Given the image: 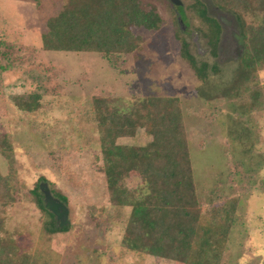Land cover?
Listing matches in <instances>:
<instances>
[{"label":"rangeland","instance_id":"rangeland-1","mask_svg":"<svg viewBox=\"0 0 264 264\" xmlns=\"http://www.w3.org/2000/svg\"><path fill=\"white\" fill-rule=\"evenodd\" d=\"M93 1L0 0V63L8 64L0 70V141L10 142L14 156L10 169L0 151V178H8L12 196L5 202L1 186L0 264H264V35L244 43L236 20L263 31L264 0H250V7L238 0L232 9L180 0L181 10L171 0H137L155 9L159 26L128 29L121 16L117 23L129 34L120 44L108 39L110 53L96 35L81 50L44 45L48 21L59 12L81 22L79 37L82 13L108 9V0ZM25 93L39 96L36 110L15 106L11 96ZM152 97L179 100L186 146L164 190L185 180L186 197L199 209L190 217L197 230L188 263L172 249L152 255L124 244L143 230L129 220L130 206L110 203L97 169L105 111L124 113ZM163 125L157 111L154 127ZM154 139L139 127L115 141L148 147ZM161 141L177 151L173 134ZM41 176L39 184L67 198V231L44 229L31 195ZM119 186L140 198L149 193L137 169Z\"/></svg>","mask_w":264,"mask_h":264},{"label":"trees","instance_id":"trees-1","mask_svg":"<svg viewBox=\"0 0 264 264\" xmlns=\"http://www.w3.org/2000/svg\"><path fill=\"white\" fill-rule=\"evenodd\" d=\"M100 1L95 0L93 3L97 5ZM214 1L218 5L224 3L223 5L229 6L230 9L239 5L238 0ZM107 3L108 9L98 8L92 17L87 12L82 13L83 30H79V37L76 35L75 23L81 25V22L78 20L71 21L68 19L69 17H64L63 12H59L48 21V32L43 35L44 45L50 46L48 48L81 50L84 47H90V40L96 35L97 40H102L100 49L110 53L112 43L108 39L117 38L118 44H120L127 39L126 34H129V27L141 26L146 29H156L161 22V17L153 7L142 9L137 0H108ZM244 3L249 7L252 5L250 0ZM173 4L175 3L173 2ZM117 10L120 13H116ZM179 10H181L180 5ZM121 16L122 23L128 29L125 27L122 29L120 21L117 23V19ZM236 20L239 25L238 31L244 37V43L246 38H250V36L255 41L264 35V30L256 31L251 27L246 28L240 16H236ZM51 42L54 43L51 44ZM58 42H67V46H57ZM4 54L6 51L5 53L0 51V56ZM7 66L8 64L2 65L0 63V70L6 69ZM200 76L203 77L202 74H199ZM38 97L33 93L11 96L15 106L24 111L36 110L39 107ZM178 101L176 97H152L124 113L106 110L102 120L104 138L101 145V164L97 166V169L104 173L110 203L115 206H130L129 220L137 223L139 229L143 230L141 234L135 235V239L131 242L125 240L124 244L132 249H141L152 255L167 256L169 249H172L180 254V258L185 263H188L187 255L193 246L197 230L195 220L190 217H194L196 213L199 214V209L195 202H191L186 197V185L183 184L185 180L176 179V191L173 188L164 190L171 183L172 178L176 177L175 173L181 166L183 159L179 152L183 146H186ZM157 111L159 119L164 121L160 130H156L154 127ZM139 127H144L148 133L156 138L150 146L116 144L115 139L118 136L134 135ZM164 133L173 134L178 147L177 151L162 143L161 136ZM172 142L174 141L169 143ZM0 151L8 160L10 169H13V150L5 137L1 138ZM178 158H181V161ZM154 160H157L158 164ZM133 169L140 171L149 187V193L146 194L145 198L136 196L134 192H123L120 189L121 180ZM40 180L44 181L45 178L39 177L31 189V195L32 201L44 215L43 226L45 231L51 234L69 230L70 222L60 226L55 215L45 208L44 193L39 184ZM1 186L7 192L4 195V201L12 199L9 194L10 187L7 177L2 176L0 178V188ZM53 196L67 206L65 195L55 192ZM158 197L160 200L155 204V199ZM187 218L189 220H186ZM144 237H147L146 242H143ZM1 243L2 241H0Z\"/></svg>","mask_w":264,"mask_h":264},{"label":"water","instance_id":"water-1","mask_svg":"<svg viewBox=\"0 0 264 264\" xmlns=\"http://www.w3.org/2000/svg\"><path fill=\"white\" fill-rule=\"evenodd\" d=\"M172 2H174L177 5L181 4L180 0H171ZM243 38H240V42H239V46L242 47L243 46ZM40 188L44 193V202H45V208L48 209L49 211H51L55 217L56 220L58 221V224L60 226H64L66 224H68L70 222L69 218H68V214H69V208L58 198L54 197L49 188L47 187V184L44 182L42 184H40Z\"/></svg>","mask_w":264,"mask_h":264}]
</instances>
